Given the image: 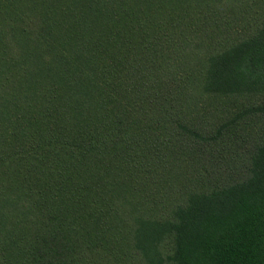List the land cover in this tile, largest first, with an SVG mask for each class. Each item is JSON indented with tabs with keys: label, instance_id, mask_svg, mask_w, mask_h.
I'll use <instances>...</instances> for the list:
<instances>
[{
	"label": "trees",
	"instance_id": "1",
	"mask_svg": "<svg viewBox=\"0 0 264 264\" xmlns=\"http://www.w3.org/2000/svg\"><path fill=\"white\" fill-rule=\"evenodd\" d=\"M248 96L264 0H0V264H264Z\"/></svg>",
	"mask_w": 264,
	"mask_h": 264
},
{
	"label": "rangeland",
	"instance_id": "2",
	"mask_svg": "<svg viewBox=\"0 0 264 264\" xmlns=\"http://www.w3.org/2000/svg\"><path fill=\"white\" fill-rule=\"evenodd\" d=\"M247 23L248 22H243L244 27H246L248 25ZM241 33H244V32H241ZM248 102H252V103H255V104H258V102L264 103V96L263 97H261V96H250L249 97L248 96V97H244V98L234 99L231 102L229 101V104L227 105V108L229 110H231L230 108H232V107H234L236 105H243V104H246ZM135 264H143V263L142 262H138V263H135Z\"/></svg>",
	"mask_w": 264,
	"mask_h": 264
}]
</instances>
